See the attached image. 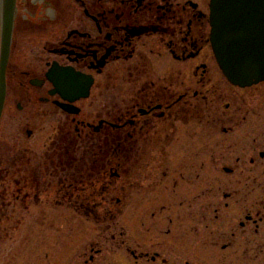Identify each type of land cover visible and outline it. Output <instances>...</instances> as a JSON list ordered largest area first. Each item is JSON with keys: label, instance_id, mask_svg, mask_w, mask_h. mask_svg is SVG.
<instances>
[{"label": "flooded vegetation", "instance_id": "flooded-vegetation-1", "mask_svg": "<svg viewBox=\"0 0 264 264\" xmlns=\"http://www.w3.org/2000/svg\"><path fill=\"white\" fill-rule=\"evenodd\" d=\"M209 16L210 0H0V123L5 117L11 123L17 122V126L12 124L10 133L16 131L19 135L24 129L27 138H31L36 130L33 122H44L59 110L70 120H64L69 129L73 124L77 136L88 128L93 137L104 132L100 140L110 147L146 146L147 154L132 164L147 170L148 145L152 142L158 149L162 147L163 154L167 153L166 147L171 140H177L180 125L184 124L185 158H191L186 166L191 168V174L195 172L196 178L206 166L203 159L195 160V154L208 150L209 135L234 136L231 140H217L220 148L226 146L233 153L218 160L232 162L222 165V169L225 174H234L236 183L232 189L230 182L220 186L224 198H233L234 204L233 214L227 210L229 202L223 203V211L221 205L213 209L216 213L210 219L214 222V218H219L222 227L204 223L213 206L208 202L139 203L131 208L139 213L124 219L119 217L128 208V202L122 203L121 198L114 203L100 201L94 206L103 208V217L96 214L92 219L88 240L75 239L68 264H181L182 258L184 264H191L187 258L195 241L212 242L222 263L230 249L232 253L240 252L236 244L244 241L252 245L251 262L264 264L260 257L264 249V123L246 122L251 114L260 118L264 109L251 106L244 95L264 82L241 86L224 77L210 43ZM150 56L164 60L161 73L150 68ZM121 66L128 68L126 82L134 88L123 107L114 112L103 107L94 116L95 122L94 117L83 118L76 102L89 97L97 82L108 81V71ZM65 68L92 78L88 96L74 102L79 107L77 114L61 110L57 103L60 95L53 91L50 75ZM118 80L117 75L115 82ZM259 103L264 108V100ZM109 156L112 149L106 157L110 177H119ZM2 159L7 158H0V237L9 236L10 242L16 243L21 219L11 222L2 217L4 211L14 212L18 206L30 211L38 203H48L51 188H61L51 186L53 180L47 181L48 177L35 183L30 176L18 177L17 158H8V164L2 163ZM177 171L181 179L186 177L185 171ZM164 174L154 183L141 180V187L161 190L158 185ZM60 182L65 181L59 177L57 186ZM178 184L175 178L172 187L163 189L175 192ZM83 189L91 194L97 190L105 193L108 186L98 188L91 182ZM73 190V200L71 192L66 191L63 196H68L67 201L80 209L82 187L75 185ZM185 234L192 240L180 239L178 243V237ZM6 250L7 245L2 247V251ZM206 250L202 248L201 255L197 253L194 258H200Z\"/></svg>", "mask_w": 264, "mask_h": 264}, {"label": "rangeland", "instance_id": "rangeland-1", "mask_svg": "<svg viewBox=\"0 0 264 264\" xmlns=\"http://www.w3.org/2000/svg\"><path fill=\"white\" fill-rule=\"evenodd\" d=\"M150 58V68L155 73H161L165 69L164 60L152 56ZM127 72L128 68L125 66L108 71L110 76L108 81L97 82L92 87L89 97L76 102L81 107V116L91 120L92 117L103 111V107L112 108L110 110L113 112L122 108L134 90L131 83L126 82ZM117 75L119 80L115 82ZM244 95L245 100L250 99L251 106L264 109L259 103L264 100V84L247 91ZM36 119L35 116L34 121ZM64 120L70 121L62 111L57 110V113L50 115L48 120L41 123L33 122L32 127H36V130H33L34 136L31 138H27L24 129L19 132V135L16 134V131L10 133L12 124L18 125L13 120L11 123V120L5 117L0 123V158H7L2 159V163L6 161L8 164V158H17L18 177L30 176L34 183L39 178L48 177L49 180L47 181L53 180L51 186L61 188L59 190L51 188L48 203H38L30 211L22 209L23 206H18L14 212L11 209L4 211L3 218H7L11 222L15 218L21 220L18 221V241L16 243L10 242L9 236L0 237V264H68L75 250V239L80 237L83 242L88 240L92 234V219L96 214L97 217H103V208L94 206L100 201L114 203L117 201L116 198H121L122 203L128 202V208L119 217L124 219L139 213V211L131 210L133 205L139 203L178 202L187 204L191 202L200 204L208 202L213 206L210 208V217L208 220H204V223L208 221L213 228L223 226V221L219 218H214V222L210 219L216 213L213 211L215 207L221 205L223 211V203L229 202L230 205L227 210L233 214V198H224L220 189L224 182H230L228 186L231 189L236 186L234 183L235 175L225 174L222 169V165L229 166L232 162L229 164V161L218 160V158H228L229 154L232 155L233 153H229L230 150L226 146L220 148L217 142L218 138L234 139L232 133L229 135L211 133L209 135L208 150L204 153L195 154L197 157L195 160L201 161L203 159L206 166L204 170L200 171L199 178H196L195 172L191 174V168L186 166V161L191 158H185L187 137L184 133L186 129L184 124L180 125L178 136H176L177 140H171L172 142L166 147L167 153L163 154L160 151L162 147L160 146L158 149L152 142L148 145L149 153L145 159L148 162V168L146 166L147 170H145L142 166L139 169L136 164L132 163L147 154L146 146L132 145L128 147V144H124L110 147L100 140V138H104V132L94 134L93 137L89 134V129L84 128L81 136H77L73 130V124L70 122L72 128L69 129L68 122ZM96 120L97 117H94L92 121L95 122ZM246 122L264 123V114L260 118L255 114L248 115ZM110 149H112V156L108 158H112L113 166L118 168L119 177H110L111 172L106 163ZM232 150L233 148H231ZM105 152L107 154L103 155ZM160 154L168 155L161 157ZM229 158H233V156ZM182 165L183 168H181ZM129 166H131V170L127 172ZM176 168L185 171L186 177L181 179ZM9 169L7 167V170ZM163 172L165 173L164 178L158 185V187L162 186L161 190L154 191L148 190L149 187H141V180L145 184L154 183ZM202 174H204V178L201 177ZM145 175L146 178L143 179ZM9 177L8 175L7 178ZM59 177L65 182H60L57 186L56 181ZM175 178L179 182L175 192L168 188L165 189V186H173ZM221 181L223 182L220 183ZM91 182H94V186H98V188L107 185V192L101 193L97 190L96 194H91L88 189H83L88 187ZM75 185L82 187L80 209H75L74 205L67 201L68 196H63L64 192H71L70 198L73 200L75 193L73 187ZM163 187L165 188L163 189ZM207 189L208 191H206ZM186 219L188 218L186 217ZM180 239L192 240L186 234L183 237H178V243H180ZM5 245H7V250L2 251V247ZM11 245H13V249L10 248ZM236 245L240 246L241 253H232L230 249V252H227L229 256H226L222 263L218 248L214 247L212 242L195 241L193 242L194 248L189 249L187 260L191 264H254L251 262V257L254 255L251 250L252 245L246 244L244 241H241L240 244L238 242ZM202 248H208L205 253H202L203 257L194 258L198 255L197 253L201 252ZM246 248L248 249L246 250ZM260 257L264 261V249H262ZM184 260V258L179 259V262L184 264Z\"/></svg>", "mask_w": 264, "mask_h": 264}, {"label": "water", "instance_id": "water-1", "mask_svg": "<svg viewBox=\"0 0 264 264\" xmlns=\"http://www.w3.org/2000/svg\"><path fill=\"white\" fill-rule=\"evenodd\" d=\"M210 25L211 46L225 78L241 86L264 81V0H211ZM50 79L62 99L58 105L78 113L73 101L88 96L92 78L65 68ZM2 102L1 95L0 115Z\"/></svg>", "mask_w": 264, "mask_h": 264}]
</instances>
